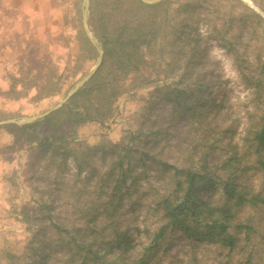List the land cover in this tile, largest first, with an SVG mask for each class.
Listing matches in <instances>:
<instances>
[{"label": "rangeland", "instance_id": "1", "mask_svg": "<svg viewBox=\"0 0 264 264\" xmlns=\"http://www.w3.org/2000/svg\"><path fill=\"white\" fill-rule=\"evenodd\" d=\"M96 1L91 8V0H37L38 9L31 2L4 35L17 40L0 50V68L12 70L0 74V264H132L127 257L144 248L145 264H264V155L243 141L264 108V16L244 0H168L156 11L166 19L150 48V81L143 83L141 65L127 78L114 122L77 126L64 156L8 131L23 125L14 120L53 108L102 61L91 26L133 15ZM250 1L264 13V0ZM42 130L44 123L40 138L49 135ZM229 143L247 166L235 183L263 198L233 218L248 230L230 223L233 247L170 227L156 240L165 222L156 202L176 194L172 170L158 160L200 168L213 180L197 197L221 205Z\"/></svg>", "mask_w": 264, "mask_h": 264}, {"label": "trees", "instance_id": "2", "mask_svg": "<svg viewBox=\"0 0 264 264\" xmlns=\"http://www.w3.org/2000/svg\"><path fill=\"white\" fill-rule=\"evenodd\" d=\"M111 2L117 3L119 8L129 7L133 15L129 19L122 17L121 23L117 25L111 26L103 23L100 27L91 26V31L101 41L103 50V58L97 69L60 108L44 116L41 120L20 126L8 124L7 129L10 133L18 131L16 140L27 136V140L42 147L41 153L50 150L51 146L55 145L58 149L57 155L64 156L65 153H69L65 149L69 135L75 134L77 126L85 123L107 126L114 122L119 110L118 101L122 95L129 92L127 78L134 72L140 71L141 65H143L144 73L143 83L150 81L149 67L147 66L150 59V48L155 45L166 19V14L156 13V11L166 5L168 0L154 4H146L139 0H111ZM96 3V0L93 2L91 0V8H95ZM248 10L252 15L261 19L252 9L248 8ZM109 12L110 8L106 13ZM84 38L88 41L86 37ZM254 87L256 95L260 96L258 81L254 83ZM57 89L58 87L56 91ZM60 115L63 118H59ZM64 122L69 127L67 132L60 130V125ZM42 123L45 124V130L42 131L48 132L49 135H43L40 138L38 127ZM0 127L3 126L0 125ZM243 141L248 142L249 146L253 145L256 153L264 155V108L258 119L248 128ZM228 145L231 147V151L225 162L228 161L229 166L226 169V177L219 179L222 194L228 201L221 205H213L197 197L200 187L206 183L211 184L213 180L208 174H201L200 168H178L158 160V164L162 168L172 170L176 194L163 196L156 202L165 218L164 224L158 228L156 240L170 227V230L193 232L199 238L203 236L209 240H216L222 245L233 247L235 238L228 231V228L231 227L230 223L236 230L242 227L248 230L245 225L232 222L233 218L238 208L244 203L255 205L257 201L262 202L263 198H258L259 194L257 193L243 190L244 187H239L235 183V173L243 172L247 166L246 164L242 165L244 155H237L234 149L236 145L230 143ZM59 149H61L60 152ZM139 153L147 156L144 151ZM199 228H203V230ZM120 237V235L115 236V240H119ZM126 251L123 250L125 253ZM125 253L123 256H126ZM147 253V248H144L138 258L127 257L126 260L133 261L132 264H145L148 259Z\"/></svg>", "mask_w": 264, "mask_h": 264}, {"label": "crops", "instance_id": "3", "mask_svg": "<svg viewBox=\"0 0 264 264\" xmlns=\"http://www.w3.org/2000/svg\"><path fill=\"white\" fill-rule=\"evenodd\" d=\"M33 3L34 9L37 8V0H0V50L3 49V45L8 44L9 42H15L17 40V36L13 35L10 39L8 36H4L7 34V28L9 25L15 23V20H13V16H17L18 9L19 8H29V3ZM47 7H49V4H47ZM38 14H41V11H38ZM45 14V13H44ZM66 14V12L63 13V15ZM6 19L7 22L1 19ZM55 39L58 38V35L54 37ZM46 42H49L47 40ZM11 69H5L0 68V74H10ZM10 86V83L8 84ZM10 89V88H9ZM8 89V91H9Z\"/></svg>", "mask_w": 264, "mask_h": 264}, {"label": "water", "instance_id": "4", "mask_svg": "<svg viewBox=\"0 0 264 264\" xmlns=\"http://www.w3.org/2000/svg\"><path fill=\"white\" fill-rule=\"evenodd\" d=\"M143 2H146L145 0H142ZM155 1H160V0H155ZM246 3H248L251 7L255 8L258 12L261 13V15L264 16V13L259 11L256 7H254L251 3L250 0H244ZM84 29L87 33V29L86 27L84 26ZM100 58L98 60V63L96 64L95 68H93V70L90 71V73L88 74V76L78 82H76L73 87L69 90V92L64 96V98L58 103L56 104L53 108L47 110L46 112L42 113V114H39L37 116H30V117H27L25 118L24 120L22 121H16L14 120L13 122L16 123V124H26V123H31L33 121H35L36 119L38 118H41V117H44L46 116L47 114L53 112L54 110L60 108L76 91L79 87H81L83 85V83L94 73V71L96 70V68L98 67V65L100 64Z\"/></svg>", "mask_w": 264, "mask_h": 264}]
</instances>
